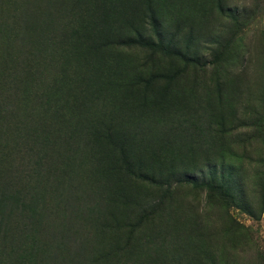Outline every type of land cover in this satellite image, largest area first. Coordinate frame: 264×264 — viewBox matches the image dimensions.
Segmentation results:
<instances>
[{
  "label": "rangeland",
  "instance_id": "374dc122",
  "mask_svg": "<svg viewBox=\"0 0 264 264\" xmlns=\"http://www.w3.org/2000/svg\"><path fill=\"white\" fill-rule=\"evenodd\" d=\"M0 264H264V0H0Z\"/></svg>",
  "mask_w": 264,
  "mask_h": 264
},
{
  "label": "trees",
  "instance_id": "16d2710c",
  "mask_svg": "<svg viewBox=\"0 0 264 264\" xmlns=\"http://www.w3.org/2000/svg\"><path fill=\"white\" fill-rule=\"evenodd\" d=\"M131 172V171H130ZM131 173H133L134 174V172H131ZM134 175H137V174H134ZM142 178L144 177L143 175L141 176Z\"/></svg>",
  "mask_w": 264,
  "mask_h": 264
}]
</instances>
